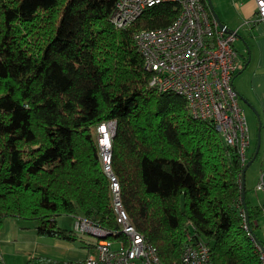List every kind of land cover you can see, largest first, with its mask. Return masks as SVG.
I'll return each instance as SVG.
<instances>
[{"label": "trees", "instance_id": "1", "mask_svg": "<svg viewBox=\"0 0 264 264\" xmlns=\"http://www.w3.org/2000/svg\"><path fill=\"white\" fill-rule=\"evenodd\" d=\"M116 2L0 0V227L19 218L39 236L76 241L77 231L56 223L73 216L125 240L96 132L114 121L109 172L121 208L162 264H181L187 224L213 264H261L238 215L244 203L250 221L261 215L245 189L242 200L238 157L210 122L189 115L183 97L149 85L133 40L170 24L177 5L148 7L117 29Z\"/></svg>", "mask_w": 264, "mask_h": 264}, {"label": "built area", "instance_id": "2", "mask_svg": "<svg viewBox=\"0 0 264 264\" xmlns=\"http://www.w3.org/2000/svg\"><path fill=\"white\" fill-rule=\"evenodd\" d=\"M205 1L117 0L110 22L114 28L124 29L148 7L165 2L177 5L178 12L170 24L141 29L133 35L144 69L150 73L149 85L160 92L168 91L183 97L189 115L210 122L221 136L224 146L236 154L244 167L250 133L244 110L239 104L240 96L233 86V79L243 64L234 48L237 34L228 28L226 31L219 29L208 14ZM253 2V22L264 24V0ZM114 128V121H109L97 126L96 132L104 170L111 179L116 220L126 239L107 240L106 231L79 218L77 230L97 238L94 250L83 260L64 264H162L157 249L134 230L121 208L118 185L109 172V152L103 150L106 146L110 147ZM255 190L264 192V170L259 175ZM237 207L241 225L253 241L261 264H264V241L256 235L258 219L250 221L246 206L242 204ZM257 207H260V217L264 222V201ZM250 223L255 227H251ZM262 228L264 237V224ZM193 229L191 224H187L180 263L213 264L208 243Z\"/></svg>", "mask_w": 264, "mask_h": 264}, {"label": "rangeland", "instance_id": "3", "mask_svg": "<svg viewBox=\"0 0 264 264\" xmlns=\"http://www.w3.org/2000/svg\"><path fill=\"white\" fill-rule=\"evenodd\" d=\"M233 3V0H211V4L221 22L226 24L229 30L236 31L237 38L234 42V48L237 50L238 54L240 55V61L243 63L241 69L237 71L233 79V86L240 96L239 104L244 110L250 133V146L246 150L247 160L245 165L253 157L251 154L252 152L254 154L259 122L261 123L260 146L257 157L247 167L244 173V189L246 193V199L249 203V206L255 207L264 201V192L255 190L259 175L264 170V68L259 67L263 56L262 51L256 48L255 40L256 38L264 39V35L260 36V34L252 33V36L250 33H248L249 31L244 29V26L240 27L238 31L236 30L241 25L242 20L239 18L235 19V17L231 19L230 12L234 14V8H232ZM221 6L230 10L228 11L229 16H227V13H225L226 16L223 15ZM248 56L249 63L242 70L243 65L245 64L244 62L247 61ZM242 98L251 103L257 115L244 103ZM109 148L110 147L106 146V150L110 151ZM258 222L259 228L256 229V235L260 240L264 241V237L262 236V226L264 222L261 217L258 218ZM58 223L64 226H72L70 219L66 217L59 218ZM87 237H89L91 244H95L97 238L92 235Z\"/></svg>", "mask_w": 264, "mask_h": 264}, {"label": "crops", "instance_id": "4", "mask_svg": "<svg viewBox=\"0 0 264 264\" xmlns=\"http://www.w3.org/2000/svg\"><path fill=\"white\" fill-rule=\"evenodd\" d=\"M233 2L232 8H234V14L230 12L231 19L235 17V19L239 18L242 20L241 25L236 30L238 31L240 27L244 26V29L249 31L248 33L251 35L252 33L260 34V36L264 35V24L253 22L255 10L253 0H238ZM221 9L224 16H226L225 13L229 16V9L223 6H221ZM255 45L257 49L262 51L263 57L259 67L264 68V39L256 38ZM61 217L69 218L72 226H64L58 223V219ZM61 217L56 218L57 225L64 229L77 231L80 240L67 241L39 236L35 231V222L12 217L4 218L0 227V257L3 264H29V261L36 257L64 264L83 260L89 253H92L94 249H88L91 243L89 237H87L91 235L77 230V220L80 217Z\"/></svg>", "mask_w": 264, "mask_h": 264}, {"label": "water", "instance_id": "5", "mask_svg": "<svg viewBox=\"0 0 264 264\" xmlns=\"http://www.w3.org/2000/svg\"><path fill=\"white\" fill-rule=\"evenodd\" d=\"M206 3L208 5V8H209V11L213 17V19L216 21L219 29L221 30H224L226 31L227 30V26L225 24H223L219 17L217 16L216 12H215V9L213 8L212 4H211V0H206ZM249 63V56H248V59L247 61L245 62V64L243 65V69L248 65ZM243 99V98H242ZM244 103L250 107L253 112L256 114V111L254 109V107L251 105V103H249L247 100L243 99ZM257 115V114H256ZM261 123L259 122V128H258V132H257V135H256V147H255V150H254V154H253V157L250 159V161L243 167V170H242V192H241V196H242V200H244V173L247 169V167L254 161V159L256 158L257 154H258V151H259V146H260V125ZM109 156H110V151H109ZM244 206H245V203H244Z\"/></svg>", "mask_w": 264, "mask_h": 264}, {"label": "bare ground", "instance_id": "6", "mask_svg": "<svg viewBox=\"0 0 264 264\" xmlns=\"http://www.w3.org/2000/svg\"><path fill=\"white\" fill-rule=\"evenodd\" d=\"M106 142H107V140H106ZM103 150H104V152H106V153H108V152H109L108 150H106V147H105Z\"/></svg>", "mask_w": 264, "mask_h": 264}]
</instances>
